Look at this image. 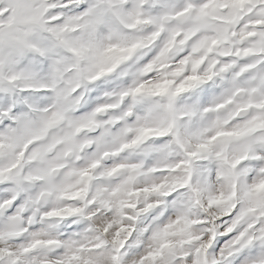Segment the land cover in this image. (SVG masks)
<instances>
[{
    "label": "snow or ice",
    "instance_id": "1",
    "mask_svg": "<svg viewBox=\"0 0 264 264\" xmlns=\"http://www.w3.org/2000/svg\"><path fill=\"white\" fill-rule=\"evenodd\" d=\"M0 264H264V0H0Z\"/></svg>",
    "mask_w": 264,
    "mask_h": 264
}]
</instances>
